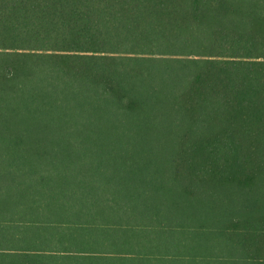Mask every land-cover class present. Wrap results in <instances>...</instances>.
<instances>
[{"label":"trees","instance_id":"obj_1","mask_svg":"<svg viewBox=\"0 0 264 264\" xmlns=\"http://www.w3.org/2000/svg\"><path fill=\"white\" fill-rule=\"evenodd\" d=\"M0 264H264V0H0Z\"/></svg>","mask_w":264,"mask_h":264}]
</instances>
